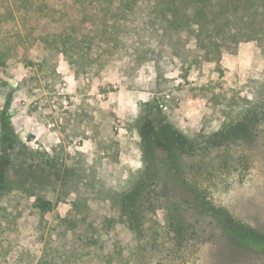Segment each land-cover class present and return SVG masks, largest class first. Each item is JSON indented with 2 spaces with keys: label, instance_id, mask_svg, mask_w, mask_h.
<instances>
[{
  "label": "rangeland",
  "instance_id": "1",
  "mask_svg": "<svg viewBox=\"0 0 264 264\" xmlns=\"http://www.w3.org/2000/svg\"><path fill=\"white\" fill-rule=\"evenodd\" d=\"M53 4L69 12L63 24L18 18L5 30L26 23L35 27L36 36L72 24L76 32L85 31L78 24L72 0H54ZM150 42L149 36L141 38L127 30L118 47L102 55L99 65L81 68L58 55L57 75L48 78L12 59L0 70V115L13 94L9 112L19 139L30 148L62 152L73 166L92 172L109 192L143 176L148 152L158 162L174 160L160 141L145 145L156 131L147 121L148 110L161 116L163 126L181 138L194 139L218 132L232 115L227 102L219 103L213 94L245 104L264 89V53L255 42L242 43L236 54L224 53L219 66L206 61L192 66L186 80L181 78L182 65L176 57H166L160 65L153 60L151 51L158 44ZM194 50L191 40L185 53L192 56ZM31 53L36 61L43 54L42 43ZM236 149L229 155L227 169H218L217 152H213L206 164L215 170L195 177L189 173V178L200 183L215 205L225 207L263 241L246 245L210 228L206 231L213 235L210 241L197 243L183 260L165 259L162 254L143 260L108 196L100 199L83 192L84 203L74 205L72 194L44 221L30 211L33 200L2 203L7 206H0V264H37L45 246L55 264H264V143ZM69 215L78 217L76 231L65 236L56 229L57 237L48 238L51 226H58L59 219ZM164 216L159 211L148 219L163 223ZM94 240L98 245L87 244Z\"/></svg>",
  "mask_w": 264,
  "mask_h": 264
},
{
  "label": "trees",
  "instance_id": "2",
  "mask_svg": "<svg viewBox=\"0 0 264 264\" xmlns=\"http://www.w3.org/2000/svg\"><path fill=\"white\" fill-rule=\"evenodd\" d=\"M53 1L0 0V70L14 59L34 69L37 75L54 77L58 55L77 67H95L101 63L102 55L118 47L127 30L141 38L149 36L150 45L158 44L151 51L158 65L166 57H176L185 80L192 66L205 61L219 66L223 54H236L242 43L255 42L264 53V0H72L78 24L85 31L76 32L72 24L56 33L36 36L35 27L26 23L19 29L5 30L9 22L18 18L63 24L65 18H70L69 12L57 8ZM191 40L195 50L189 56L185 48ZM38 42L42 43L43 54L35 61L31 52ZM212 97L219 103L226 101L232 115L218 132L194 139L181 138L163 126L161 116L148 110L146 119L156 131L151 132L149 140L145 139V145L151 140L160 141L171 150L174 160L158 162L147 150L150 159L143 176L132 179L121 190L107 192L92 172L73 166L62 152L30 148L19 139L9 112L11 94L0 115V206H7H2L6 201L23 200L28 204L33 200L30 211L44 221L56 205L72 194L76 196L74 205L85 202L83 192L100 199L107 195L134 237L143 260L158 254L165 259L183 260L197 243L210 241L213 235L206 232L210 228L246 245L263 241L253 228L237 220L225 207L215 205L189 173L195 177L215 170V166L206 164L208 154L213 152H217L218 169H227L233 149L264 143V89L257 99L245 104L231 103L225 95ZM202 162L205 167L200 166ZM159 211H164L163 223L148 219ZM77 218L69 215L59 219V225L51 226L47 237L54 238L56 229L65 236L75 232ZM39 235L44 237V231ZM91 243L98 245L95 240L87 244ZM37 264H55L46 246Z\"/></svg>",
  "mask_w": 264,
  "mask_h": 264
}]
</instances>
